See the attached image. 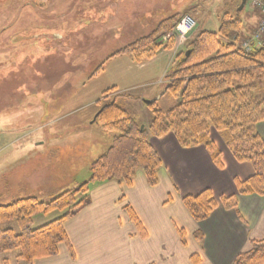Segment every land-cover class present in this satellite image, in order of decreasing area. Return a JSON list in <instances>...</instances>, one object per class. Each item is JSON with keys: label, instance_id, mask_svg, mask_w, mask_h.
<instances>
[{"label": "rangeland", "instance_id": "374dc122", "mask_svg": "<svg viewBox=\"0 0 264 264\" xmlns=\"http://www.w3.org/2000/svg\"><path fill=\"white\" fill-rule=\"evenodd\" d=\"M239 4L240 0H0V205L32 194L47 199L86 181L91 163L117 135L97 120L105 104L115 102L140 130L148 131L152 100L157 99L155 108L162 111L178 103L166 86L186 41L201 30L216 32L223 13L234 15ZM237 13L242 26L239 36L233 33L230 40L237 39L244 49L243 42L251 40L259 20L251 31L248 1ZM184 14L195 24L183 37L171 30V49L133 66L126 60L107 64L117 57H111L115 51ZM259 89L264 95V87ZM209 134L215 145L214 138H225L213 128ZM163 137L178 144L170 132ZM85 174L86 179L71 183ZM60 215L37 214L31 226ZM4 228L19 232L15 221L1 223L0 230ZM14 254L17 251L7 253Z\"/></svg>", "mask_w": 264, "mask_h": 264}, {"label": "trees", "instance_id": "16d2710c", "mask_svg": "<svg viewBox=\"0 0 264 264\" xmlns=\"http://www.w3.org/2000/svg\"><path fill=\"white\" fill-rule=\"evenodd\" d=\"M184 15L167 18L168 25L161 23L111 57L128 55L134 62L141 63L162 50L171 49V30H176ZM241 26L237 12L234 15L224 12L216 32L201 30L186 41L185 49L174 59L168 74L170 83L166 86L178 103L162 111L155 108L157 99L152 100L149 106L153 115L148 131L140 130L135 119L115 102L105 104L97 120L103 129L116 130L117 135L108 150L91 163L88 179L49 200L27 197L0 205V224L15 221L19 228L18 233L11 228L0 230V254L17 251L18 259L32 264L34 260L56 256L60 244L69 247L64 222L90 204L92 183L115 180L130 187L136 171L141 170L147 185L156 186L162 160L149 141L150 135L161 138L170 132L182 147L202 145L216 167L222 168L221 152L210 140L209 131L213 128L223 133L234 159L250 163L253 169L246 179H235L237 194L264 196V139L257 130V126L264 123V95L259 93V88L264 87V45L251 44L245 50L237 45V39L230 40L233 33L239 36ZM166 34H169L166 41H160ZM100 69L102 65L96 71ZM218 202L231 209L236 207L237 198L236 195L217 198L209 188L182 197L184 207L196 222L205 220ZM122 209L143 233L133 208L126 204ZM56 211L61 215L36 228L31 226L35 215ZM179 234L184 244L183 231L179 230ZM0 264H8L7 259ZM231 264H264V238L250 240V248L239 252Z\"/></svg>", "mask_w": 264, "mask_h": 264}, {"label": "crops", "instance_id": "0c3cea01", "mask_svg": "<svg viewBox=\"0 0 264 264\" xmlns=\"http://www.w3.org/2000/svg\"><path fill=\"white\" fill-rule=\"evenodd\" d=\"M251 13L247 19L252 31L259 14L252 8ZM121 60L133 66L128 55L106 61ZM257 130L264 139V123ZM149 140L162 160L157 185L149 187L141 170L130 187L115 180L92 183L90 204L64 222L70 248L60 244L56 256L32 264H231L239 252L250 248V240L264 238V196L237 194L235 186V179L252 175V166L237 162L221 137L214 140L222 168L214 165L204 146L183 148L172 139L152 135ZM87 177H76L71 183L75 186ZM205 188L217 198L236 195V207L227 209L218 202L205 220L194 221L182 197ZM29 196L43 201L53 197ZM124 203L135 211L143 233L122 209ZM4 258L8 264H25L17 254H0V262Z\"/></svg>", "mask_w": 264, "mask_h": 264}, {"label": "built area", "instance_id": "2783aa9c", "mask_svg": "<svg viewBox=\"0 0 264 264\" xmlns=\"http://www.w3.org/2000/svg\"><path fill=\"white\" fill-rule=\"evenodd\" d=\"M251 8L258 11L259 22L256 28L252 32V38L250 41H244L242 46L248 50L251 44L264 45V0H247ZM195 22L190 15H184L179 24L176 26V32L179 36H184L188 31L192 29Z\"/></svg>", "mask_w": 264, "mask_h": 264}, {"label": "water", "instance_id": "95a60500", "mask_svg": "<svg viewBox=\"0 0 264 264\" xmlns=\"http://www.w3.org/2000/svg\"><path fill=\"white\" fill-rule=\"evenodd\" d=\"M246 2H247V0H240V4L237 8V12L241 11L244 8Z\"/></svg>", "mask_w": 264, "mask_h": 264}]
</instances>
